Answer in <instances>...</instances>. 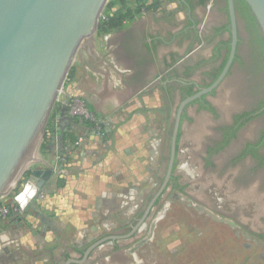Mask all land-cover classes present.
<instances>
[{
	"label": "rangeland",
	"instance_id": "374dc122",
	"mask_svg": "<svg viewBox=\"0 0 264 264\" xmlns=\"http://www.w3.org/2000/svg\"><path fill=\"white\" fill-rule=\"evenodd\" d=\"M169 5L168 9L175 8V4ZM103 41L96 32L91 48L99 57L106 54ZM82 55L75 57L68 71L44 136L27 167L29 171H25L10 196L0 199V207H16L15 197L24 188V181L30 174H40L56 163L62 135L70 131L79 144L70 153L65 171L52 175L24 209L19 225H14L11 217L0 218V231L16 228V231L35 232L49 247L56 241L69 246L78 242L84 247L95 236L87 230L95 228L99 230L96 234H110L123 219L135 217L133 205L143 190H151L144 184L154 177L156 153L162 143L160 136L168 127L157 90L115 110L112 118H97L98 126L93 131L84 125L86 119L70 114L69 105L73 102L85 108L93 102L75 87ZM71 70L76 73L72 81ZM63 108L67 110L64 116ZM51 126L55 133L51 132L52 140L44 148V138ZM67 181L73 184L70 194L63 193ZM210 191L221 197L220 190L210 187ZM104 201L112 204L104 207ZM146 231L149 238L133 250L135 261L131 264H264V244L178 195L169 194L161 202ZM49 233L50 239L46 238Z\"/></svg>",
	"mask_w": 264,
	"mask_h": 264
},
{
	"label": "trees",
	"instance_id": "16d2710c",
	"mask_svg": "<svg viewBox=\"0 0 264 264\" xmlns=\"http://www.w3.org/2000/svg\"><path fill=\"white\" fill-rule=\"evenodd\" d=\"M166 3L175 4V8L166 9ZM178 3L179 0H112L106 5L97 25V36L105 38L104 50L117 63L124 62L128 71L118 72L124 88L116 91L103 85V91L99 94L101 99L110 95L120 97L130 90L127 97L120 100L121 104H125L136 95L157 90L164 101H168L166 87L161 82L163 75L166 77L169 72L167 68L161 69L158 64L156 50L162 45V40L157 38V33L162 29L167 30L168 34L171 30H180L179 35L189 38L191 32L196 30L191 28L193 24L190 15L183 23L173 22L176 12L186 11ZM209 3L211 8L207 12ZM233 5L238 39L234 60L221 83L190 104L203 101L204 104L195 105L199 111L208 115L207 130L211 135L205 144L204 165L211 170L220 166L236 170L234 183L244 187V190L257 183L255 196H261L264 194V36L245 1L233 0ZM195 6L200 9L202 16L206 13L210 16L220 14L218 24L212 27L211 34V38L216 39L213 47L216 55L208 61L215 60L206 73V79L201 81L202 87L207 88L220 75L229 56L231 34L228 5L227 0H196V4H191V7ZM157 13L162 15L157 17ZM152 22L156 24V32L150 31ZM162 57L164 59L165 55ZM89 66L93 68V64ZM74 72L71 70L69 74L70 81L74 78ZM83 84L89 90L95 88L90 79L84 80L81 88ZM189 91L186 89L188 97L193 95ZM87 108L98 119L106 118L112 112L103 103L90 104ZM170 110L167 103L164 112L168 114ZM84 125L92 131L96 127L87 120H84ZM51 132H54L53 126L44 138V148L52 140ZM61 141L58 159L63 157L68 161L77 138L67 130ZM247 230L251 236L264 242V233ZM109 261L112 264H127L129 258L122 250H118L112 253Z\"/></svg>",
	"mask_w": 264,
	"mask_h": 264
},
{
	"label": "flooded vegetation",
	"instance_id": "af4514ba",
	"mask_svg": "<svg viewBox=\"0 0 264 264\" xmlns=\"http://www.w3.org/2000/svg\"><path fill=\"white\" fill-rule=\"evenodd\" d=\"M179 4L186 11L176 12L173 22L183 23L190 15L193 24L191 28L196 30L191 32L189 38L179 35L180 30H171L168 34L167 30L162 29L157 33V38L162 40V45L156 50L158 64L161 69L167 68V72H169L166 77L163 75L161 82V85L166 87L168 101L165 102L158 92L163 101L164 110L167 103L171 110L168 114L163 112L167 117L168 127L160 136L162 143L156 153L154 177L152 181L147 182L148 184H144L149 185L151 190H143L133 205V208L136 209L135 217L123 219L121 223H118L119 228L110 234L97 233L95 238L91 239L88 245L79 249L78 252L70 251L68 253L70 258L77 257L78 260L67 259L66 262L72 260L76 261L72 264H102V261L108 263L112 253L118 250H122L123 254L129 258L127 264L134 262L133 250L149 238L145 234L148 221L160 207L161 202L168 199L169 194L171 197L178 195L190 205L198 206L222 221L231 222L248 235L250 234L247 229L264 233V194L255 196L257 183L251 184L250 188L244 190V187L237 186L233 181L237 177L236 170L224 166L211 170L203 163V158L206 156L205 144H207V137L211 135L207 130L208 115L199 111L197 106L198 103L204 104L203 101L190 104L193 100L183 107L172 156L171 137L176 114L180 104L188 98L186 89H189V93H193V95L203 89L201 81L206 79V73L211 69L215 59L208 60L216 55L213 51L216 39L211 38L212 27L218 24L220 16L219 13L214 16L206 13L202 16L199 8L191 7V4H196V0H179ZM210 8L211 3L207 6V12L210 11ZM161 15L162 13H157V17ZM155 25V22H152L150 31H157ZM92 50L91 46L85 45L79 52V54H83L81 60L88 65L95 62ZM162 55H165L164 59ZM109 57L112 58L117 70L128 71L124 62L117 63L115 58L111 55ZM196 64L199 66L195 67ZM119 82L120 86L124 88L121 79ZM129 92L130 90L122 93L120 97L117 95H113V97L117 102H120L121 99L127 97ZM181 165H187V167L181 168ZM210 187L220 190L221 197H218L216 192L211 193ZM143 234H145L144 237H142ZM111 237L125 238L111 240L109 239ZM253 238L264 244L262 240Z\"/></svg>",
	"mask_w": 264,
	"mask_h": 264
},
{
	"label": "water",
	"instance_id": "95a60500",
	"mask_svg": "<svg viewBox=\"0 0 264 264\" xmlns=\"http://www.w3.org/2000/svg\"><path fill=\"white\" fill-rule=\"evenodd\" d=\"M107 1L0 0V199L10 196L29 171L27 167L44 136L68 71L81 48L92 45ZM244 1L264 36V0ZM227 5L231 34L227 62L209 87L180 104L171 137L172 156L183 107L213 91L234 60L238 39L233 0H227ZM66 113L63 108L61 115ZM50 175L51 171L46 170L30 174L24 181L25 187L35 183V196L25 197L27 203L37 196ZM75 262L68 260L66 264Z\"/></svg>",
	"mask_w": 264,
	"mask_h": 264
},
{
	"label": "crops",
	"instance_id": "0c3cea01",
	"mask_svg": "<svg viewBox=\"0 0 264 264\" xmlns=\"http://www.w3.org/2000/svg\"><path fill=\"white\" fill-rule=\"evenodd\" d=\"M103 40L105 41V38H103ZM105 52L106 54L103 57H99L97 54L94 53L92 57L95 62L90 63V64H93V68H91L88 64H86V62L82 61L81 58L79 57L80 58V63H79L80 73H77L76 75L75 87L78 93H81L84 97L92 99L93 101L92 104L103 103L105 107L108 106L109 108H111L112 112L106 118H112V113L115 110L133 103L134 101H136V99H138L141 96L151 95L153 94V92L149 94L141 93L139 95H136L132 97L131 99H129L125 104H121V102H117L116 99L111 95L107 97H102L101 99L99 94L103 91V85H106L109 90L121 91L123 89V87L120 86V82H119L120 77L118 76V72L120 71L114 67L112 58L109 57L110 56L108 54L109 52L107 51ZM97 62H98V65H97ZM75 74L76 73L74 72V75ZM86 79H90L95 84L94 89L89 90L85 84H83L82 88L80 87L83 81ZM62 121L64 122V120ZM61 147H62V142L60 144V150H61ZM75 148H73V151ZM79 154L82 157L83 154L81 153ZM54 163L52 166H48V168L46 169L47 171L48 170L51 171V175L45 182L44 186L39 190V192L45 187L46 184L49 183V180L51 179L52 175L60 174L65 171L64 169L58 170L56 163L55 164ZM30 185H31L30 186L31 188L35 187V183H30ZM72 185L73 184L71 183V181L69 182L67 181V184L64 188L63 193L70 194L73 188ZM33 200L26 203L25 206L21 209L26 210L29 207V204H31ZM110 202L111 203L108 204L107 201H104L103 202L104 207H106V205L107 207H110V205L112 204V201ZM16 204L20 206V203L18 201H16ZM18 221L19 220H13L12 222L14 225H19L17 224ZM94 229L95 228H91L90 230H87V231L93 232L92 234L93 235L95 234L96 236L97 235L96 231H99V230L95 229L94 231ZM29 232L30 231H16V228L14 229V231H0V264H42V263L44 264H65L67 263L66 262L67 259L78 260L77 257L70 258L68 256V253L70 251L78 252L79 249L83 248L79 246L80 243L77 242L73 246H69L67 244L61 245L60 241H56L53 247H49L44 242V239L40 238L39 234L35 232H31V233ZM44 236H48V235H44ZM95 236L90 237L88 242L91 239H94ZM102 264H112V263L103 262Z\"/></svg>",
	"mask_w": 264,
	"mask_h": 264
},
{
	"label": "built area",
	"instance_id": "2783aa9c",
	"mask_svg": "<svg viewBox=\"0 0 264 264\" xmlns=\"http://www.w3.org/2000/svg\"><path fill=\"white\" fill-rule=\"evenodd\" d=\"M169 4L165 5L166 8H169ZM73 106V107H72ZM69 113L75 114L79 116L80 118H84L86 120H89L90 122L94 123L96 127L98 126V119L95 117L93 113H91L87 108L82 106L81 104H78L77 102H73V105H69ZM95 127V128H96ZM99 129V128H98ZM79 144V141L76 142L75 146ZM68 161L65 158H57L56 166L58 170L65 169ZM24 211L21 209V207H0V217H11L14 220H20Z\"/></svg>",
	"mask_w": 264,
	"mask_h": 264
},
{
	"label": "clouds",
	"instance_id": "9594fccd",
	"mask_svg": "<svg viewBox=\"0 0 264 264\" xmlns=\"http://www.w3.org/2000/svg\"><path fill=\"white\" fill-rule=\"evenodd\" d=\"M185 167H187V165H181V168H185ZM26 196L29 199L35 196V190L31 188L30 186H26L24 193L16 197L17 201L20 203L21 208H23L25 204L27 203V200L25 199ZM50 237H51V234L49 233V236L46 238L50 239Z\"/></svg>",
	"mask_w": 264,
	"mask_h": 264
}]
</instances>
